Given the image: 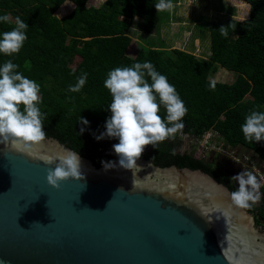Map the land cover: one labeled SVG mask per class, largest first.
Here are the masks:
<instances>
[{"label": "trees", "instance_id": "obj_1", "mask_svg": "<svg viewBox=\"0 0 264 264\" xmlns=\"http://www.w3.org/2000/svg\"><path fill=\"white\" fill-rule=\"evenodd\" d=\"M66 1L73 2L75 8L59 18L55 13ZM242 1L249 4L248 18L207 23L210 55L201 60L183 50H163L156 39L147 42L136 57L127 54L132 43V21L141 19V30L148 35L158 29L156 0H107L102 6L90 4L89 0H0V16H19L28 24L23 47L11 56L0 53V67L11 60L19 66L16 71L40 86L42 102L38 107L45 136L64 138L96 166L103 165L102 161L119 159L113 150L118 138H95L106 131V121L111 116L112 95L104 81L111 70L133 67L138 62H151L184 101L188 111L181 122L185 126L176 136L201 139L214 132L226 145L255 151L264 164V140L249 142L241 129L253 111L264 112V0ZM221 26L228 32L227 37L221 35ZM14 27L13 23L0 22V38ZM69 39H77V55L82 57L75 68L72 64L76 53ZM217 66L237 77L232 83L216 82L212 90L210 78ZM84 73L87 81L81 91H69V86L75 85ZM145 79L152 83L150 77ZM246 96L251 103H245ZM160 115L166 120L163 105ZM80 117L89 124H84ZM172 140L159 142L156 148L150 145L141 158L160 166L200 168L232 192L238 189L239 184L217 166L219 153L210 158L197 157L194 150H179L180 142ZM260 193V201L245 209L264 226V186Z\"/></svg>", "mask_w": 264, "mask_h": 264}, {"label": "water", "instance_id": "obj_2", "mask_svg": "<svg viewBox=\"0 0 264 264\" xmlns=\"http://www.w3.org/2000/svg\"><path fill=\"white\" fill-rule=\"evenodd\" d=\"M67 150L0 144V264H264V226L210 173L140 158L133 176L79 153L84 178L57 188L40 158Z\"/></svg>", "mask_w": 264, "mask_h": 264}, {"label": "clouds", "instance_id": "obj_3", "mask_svg": "<svg viewBox=\"0 0 264 264\" xmlns=\"http://www.w3.org/2000/svg\"><path fill=\"white\" fill-rule=\"evenodd\" d=\"M155 7L159 13L172 11L174 6L171 0H159ZM0 22L11 23V20L5 14L0 16ZM27 28L28 24L17 16L15 27L11 31L3 32L0 38V53L7 56L19 53L27 39ZM220 32L227 37L228 32L224 26L220 27ZM18 67L11 60L0 67V144L33 155V146L45 139L42 114L38 107L42 102L40 86L16 71ZM145 76L151 78V84ZM77 80L75 85L69 86V91H81L86 84L87 73ZM104 86L112 95L109 105L111 116L106 121V131L95 138H118L119 142L113 145V150L119 157V165L115 161H102V164L105 170L117 167L132 170L134 176L136 171L141 170L137 161L146 147L152 145L156 148L159 142L174 138L175 133L185 126L181 121L188 109L175 86L169 83L166 76L157 72L151 62H138L133 67H117L111 70ZM210 88L215 90V80L210 82ZM161 105L166 109V120L160 115ZM80 120L86 125L89 124L86 118L80 117ZM241 129L249 142L253 139L255 142L264 140V112L253 111L246 117ZM80 131L83 132L84 129ZM40 159L49 165L55 164L54 168H49L47 175L48 183L54 187L59 188L60 182L69 178H84L81 170L82 159L77 152L67 150ZM232 180L239 182L238 189L231 193V200L235 205L250 208L260 201L261 183L251 171L234 175ZM132 182L134 186V181ZM122 189L123 187L118 191ZM200 212L206 216L203 209Z\"/></svg>", "mask_w": 264, "mask_h": 264}, {"label": "rangeland", "instance_id": "obj_4", "mask_svg": "<svg viewBox=\"0 0 264 264\" xmlns=\"http://www.w3.org/2000/svg\"><path fill=\"white\" fill-rule=\"evenodd\" d=\"M107 0H89L90 4L102 6ZM157 3L159 0H156ZM72 3V2H70ZM173 4L172 11H163L158 13L157 27L158 29L154 34L148 35L142 32V20L136 18L131 25L130 35L132 37V43L128 51L130 57H135L149 42L151 39H156L159 47L163 50L170 52L174 49L183 50L201 60H207L210 55V32L207 29V23L211 21L226 22L228 19L244 20L249 15V4L242 0H171ZM71 9L66 13H71L75 5L71 4ZM70 6V5H69ZM55 15L59 18H63L58 11ZM11 23L15 24V16L9 15ZM129 23V22H127ZM69 45L76 53V60L73 62L72 67L77 66V39H69ZM237 74L230 72L220 66H217V71L211 75V80L222 83H232L236 80ZM245 103H251V98L246 96ZM174 136L172 142L179 144V150H194L198 155L205 153V149L212 148L221 149V151L229 156L218 155L217 166L232 179L234 175H237L243 171H251L257 176L258 182L261 183L260 190L264 186V181L259 180L257 172H260V176H264V164L258 158L255 151L251 152L241 148L238 150L240 153V161L236 159H230L232 154L231 149L225 146H219L221 139H218V135L214 132H208L204 135L206 137L201 139L190 138L189 135ZM212 135V137H211ZM172 138V137H170ZM209 141V143L207 142ZM215 146V147H214ZM150 145L146 147L149 149ZM204 148V149H203ZM235 152V151H234ZM235 152V156L238 155ZM250 153V154H249ZM250 155L254 157L253 164L241 160L243 156ZM214 158V157H213ZM239 184L238 181H234ZM261 194V193H260ZM262 196V195H261Z\"/></svg>", "mask_w": 264, "mask_h": 264}, {"label": "built area", "instance_id": "obj_5", "mask_svg": "<svg viewBox=\"0 0 264 264\" xmlns=\"http://www.w3.org/2000/svg\"><path fill=\"white\" fill-rule=\"evenodd\" d=\"M182 135V134H181ZM206 137V135H204L203 136V138H201V140H203L204 138ZM211 137H212V135H211ZM207 142L209 143V141L207 140ZM217 144H219L217 147H219V146H225V147H228V149H231L232 150V152H230V151H228L229 152V154H232L230 157V159H236L237 161H240V153H238V150L239 149H241V148H244V147H242V146H229V145H226V144H224V142L221 140L219 143H217ZM215 147V146H214ZM204 149V148H203ZM245 149V148H244ZM237 152L238 153V155L237 156H235L236 154H235V152ZM251 152H253V151H251ZM213 153H219V154H221V155H225L222 151H221V149L219 148V149H212V148H210V149H208V148H206L205 149V153L204 154H202V155H198L196 152H195V154H196V156L197 157H202V158H210L211 156H213ZM250 154V153H249ZM225 156H227V155H225ZM226 158H228L229 159V156H227ZM253 159H254V157H251L250 155H246V156H243L242 158H241V160H246V162H248L249 164L250 163H254L253 162ZM257 175L259 176V180H261V181H264V176H260L261 174H260V172L258 171L257 172Z\"/></svg>", "mask_w": 264, "mask_h": 264}, {"label": "crops", "instance_id": "obj_6", "mask_svg": "<svg viewBox=\"0 0 264 264\" xmlns=\"http://www.w3.org/2000/svg\"><path fill=\"white\" fill-rule=\"evenodd\" d=\"M71 1H66L62 6H61V8L58 10V13L59 14H61V16L62 17H65V16H67V15H69L68 13H66V12H68V10H70L71 9V4L73 3H70ZM74 4V3H73ZM70 5V6H69ZM75 5V4H74ZM75 8V7H74ZM72 11H73V9H72ZM141 20V19H140ZM129 51V50H128ZM137 56V55H136ZM135 56V57H136ZM80 58V60L78 61V59ZM82 60V57L81 56H79V55H77V65L80 63V61Z\"/></svg>", "mask_w": 264, "mask_h": 264}]
</instances>
